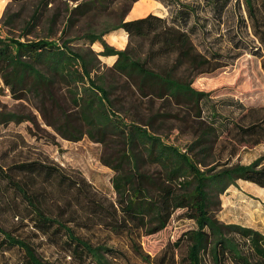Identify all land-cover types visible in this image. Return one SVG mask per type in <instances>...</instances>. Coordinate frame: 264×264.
I'll return each instance as SVG.
<instances>
[{
    "label": "trees",
    "instance_id": "1",
    "mask_svg": "<svg viewBox=\"0 0 264 264\" xmlns=\"http://www.w3.org/2000/svg\"><path fill=\"white\" fill-rule=\"evenodd\" d=\"M137 1L108 0L125 4L119 22L106 31L87 32L74 40H22L26 35L16 38L0 33V79L5 86L14 98L34 101L47 122L65 138L77 141L87 135L101 143L105 147L101 161L116 173L113 186L117 194L115 202H106L85 179L68 176L60 167L41 160L0 165V208L18 218L20 226H5L0 215V258L4 264L127 262L125 252L95 244L78 233L77 227L69 224H78L75 212L88 223L126 234L130 250L145 264H177L175 251L183 243L187 244L188 264H264V233L222 222L214 214L221 195L239 180L264 188V156L247 164L233 162L241 147L264 143V107L240 104L244 113L237 121L214 107L210 93L193 87L195 77L213 70L212 60L198 50L191 32L176 19L150 13L126 20ZM231 1L208 0V4L223 13ZM243 1L261 43L264 68V0ZM33 19L38 20L37 15ZM119 29L128 35L123 50L103 38L109 30ZM81 39L86 46L76 49L71 45ZM96 42L102 51L91 48ZM99 56H117L112 70L130 81L141 96L191 107L198 120V126L190 122L192 142L181 149L154 134L151 121L144 125L128 122L110 97ZM60 95L70 104L69 111L60 104ZM206 108L211 109L209 116L203 115ZM25 120H30L28 115L0 112V124ZM220 137L228 152L224 161L215 159ZM147 163L159 167L158 177L144 170ZM53 196L74 209L70 219L63 220V213L57 216L46 208ZM177 212L178 218L191 220L193 226L153 257L142 247V236L166 229ZM39 238L54 247L58 257L46 258L39 251L42 242L35 241Z\"/></svg>",
    "mask_w": 264,
    "mask_h": 264
},
{
    "label": "rangeland",
    "instance_id": "2",
    "mask_svg": "<svg viewBox=\"0 0 264 264\" xmlns=\"http://www.w3.org/2000/svg\"><path fill=\"white\" fill-rule=\"evenodd\" d=\"M158 9L154 14L175 21L189 30L198 50L212 60L213 70L206 71L194 78L193 87L210 93V97L219 111L237 121L245 108L264 107V68L261 57V43L254 35V29L248 18L243 0H232L223 13L214 10L208 0H152ZM183 5L191 7L189 11ZM134 6V5H133ZM124 3L110 4L108 0H0V33L2 36L38 39L48 37L52 40L76 39L87 32L101 33L119 22L125 10ZM133 8V7H132ZM181 10V13H178ZM129 14V13H128ZM127 14V16H128ZM37 15L38 20H34ZM126 16V19H127ZM33 22V25L28 26ZM27 25V27H26ZM27 33V34H26ZM122 31L109 30L104 40L118 50L120 45L112 42V34ZM85 39L76 40L71 45L76 49L86 46ZM128 44V38H127ZM88 45V44H87ZM100 42L91 48L99 52ZM100 73H103L105 85L111 92L116 109L128 122L144 125L151 121L150 130L169 144L185 149L194 139L191 124L198 126L191 107L156 97H143L136 87L126 78L112 70L113 64L99 56ZM65 94V92H61ZM59 96V95H58ZM60 104L69 111L70 104L64 103L60 95ZM235 102L236 104H233ZM49 109L56 113L51 106ZM0 112H13L28 115L30 120L20 123L0 124V165L5 167L24 161L41 160L58 166L66 175L83 178L98 195L107 201L115 202L117 194L113 186L115 171L101 161L105 147L84 135L74 141L62 136L50 125L28 99H16L9 88L0 79ZM211 109H205L209 116ZM220 137L215 146V159L227 157V150ZM264 156V143L255 146H243L233 158V162L251 163ZM148 174L158 177L159 167L145 164ZM59 200V202L57 201ZM66 200L53 196L46 208L54 215L62 214L63 220L70 219V206ZM63 206V207H62ZM1 207V206H0ZM215 207V206H214ZM68 212V213H67ZM214 214L222 222L237 223L264 233V188L248 181L239 180L221 195ZM3 224L20 228L18 218L4 213L0 208ZM77 217L69 223L77 227L78 233L95 244H107L125 252L127 262L122 264H145L130 250V241L126 234L88 223L83 217ZM177 212L166 229L141 238L142 247L153 257L160 254L168 241H175L193 223L180 219ZM79 224L85 225L80 226ZM42 242L39 251L49 259L58 257L57 250ZM177 264H188L186 260L187 244L183 243L175 251ZM10 253L7 257H10ZM15 258V254H12ZM0 264H4L0 258Z\"/></svg>",
    "mask_w": 264,
    "mask_h": 264
},
{
    "label": "bare ground",
    "instance_id": "3",
    "mask_svg": "<svg viewBox=\"0 0 264 264\" xmlns=\"http://www.w3.org/2000/svg\"><path fill=\"white\" fill-rule=\"evenodd\" d=\"M134 12L136 14H142L145 13L151 9H156V4L152 0H139L134 4ZM112 42L115 44H118L120 46H123L126 42V34L123 32L122 35H119V33L112 34Z\"/></svg>",
    "mask_w": 264,
    "mask_h": 264
},
{
    "label": "crops",
    "instance_id": "4",
    "mask_svg": "<svg viewBox=\"0 0 264 264\" xmlns=\"http://www.w3.org/2000/svg\"><path fill=\"white\" fill-rule=\"evenodd\" d=\"M153 2H154V1H153ZM154 3L156 4V9H151V10L145 12V13H142V14H136V13L134 12V7H133V8L131 9V11L129 12V14H128L126 20H134V19H137V18L145 17V16H147V15L150 14V13H155V11L158 9V5H157L156 2H154ZM119 31L124 32V33L126 34V36H127V37H126V42L124 43L123 46H121V48L123 49V48L127 45V38H128V35H127V33L125 32L124 29H119ZM100 46H101V47H99V48H100V49H99V52L103 50V47H102L101 44H100ZM103 58H104L105 60H110V62H111L112 64H114L115 61H116V59H117V56H107V57H106V56H103Z\"/></svg>",
    "mask_w": 264,
    "mask_h": 264
}]
</instances>
